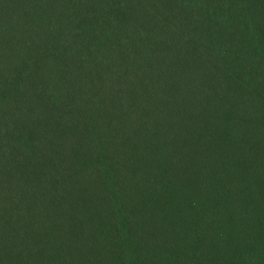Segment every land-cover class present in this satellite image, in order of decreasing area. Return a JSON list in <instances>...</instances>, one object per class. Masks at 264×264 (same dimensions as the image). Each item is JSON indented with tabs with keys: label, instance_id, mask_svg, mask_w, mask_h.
Returning a JSON list of instances; mask_svg holds the SVG:
<instances>
[{
	"label": "trees",
	"instance_id": "16d2710c",
	"mask_svg": "<svg viewBox=\"0 0 264 264\" xmlns=\"http://www.w3.org/2000/svg\"><path fill=\"white\" fill-rule=\"evenodd\" d=\"M0 264H264V0H0Z\"/></svg>",
	"mask_w": 264,
	"mask_h": 264
}]
</instances>
